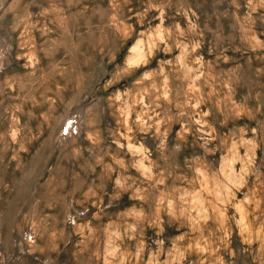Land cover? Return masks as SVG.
<instances>
[{
	"label": "rangeland",
	"instance_id": "rangeland-1",
	"mask_svg": "<svg viewBox=\"0 0 264 264\" xmlns=\"http://www.w3.org/2000/svg\"><path fill=\"white\" fill-rule=\"evenodd\" d=\"M0 264H264V0H0Z\"/></svg>",
	"mask_w": 264,
	"mask_h": 264
}]
</instances>
